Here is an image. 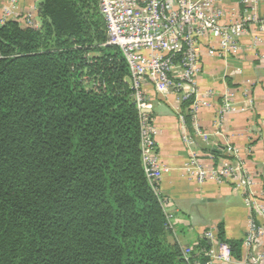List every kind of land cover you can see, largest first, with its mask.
Listing matches in <instances>:
<instances>
[{"label":"trees","instance_id":"obj_1","mask_svg":"<svg viewBox=\"0 0 264 264\" xmlns=\"http://www.w3.org/2000/svg\"><path fill=\"white\" fill-rule=\"evenodd\" d=\"M38 14V28L0 22V264L207 262L210 240L186 258L146 176L100 0H41ZM216 232L240 258L242 241Z\"/></svg>","mask_w":264,"mask_h":264},{"label":"crops","instance_id":"obj_2","mask_svg":"<svg viewBox=\"0 0 264 264\" xmlns=\"http://www.w3.org/2000/svg\"><path fill=\"white\" fill-rule=\"evenodd\" d=\"M35 3L23 0L21 8ZM217 5L223 24L241 23L239 34L201 37L194 84L181 82L183 69L176 64L174 75L181 83L174 92L161 94L151 82L145 86L164 167L160 193L182 248L196 246L206 230L221 227L226 239L242 241L241 257L232 255L229 264H264L254 262L264 255V218L245 202L243 190L229 181L200 185L187 169L193 155L216 167L234 147L253 179L255 199L264 203V0H219ZM253 229L257 236L249 246L245 239Z\"/></svg>","mask_w":264,"mask_h":264},{"label":"built area","instance_id":"obj_3","mask_svg":"<svg viewBox=\"0 0 264 264\" xmlns=\"http://www.w3.org/2000/svg\"><path fill=\"white\" fill-rule=\"evenodd\" d=\"M219 0H100V8L107 25L108 43L118 46L129 66L130 85L142 123L141 151L146 176L160 193V181L164 167L156 147V130L149 122L152 105L145 86L151 82L161 94L174 92L181 82L194 84L201 55L199 41L207 32L231 38L241 31V23L227 26L222 23L223 10ZM249 1V0H245ZM23 0H0V22L18 20L24 26L40 27L38 7L35 4L24 10ZM234 46V45H233ZM183 69L181 82L176 81L174 67ZM187 139H193L187 136ZM228 158L216 167H207L199 155L188 162V172L200 185L208 181L233 182L243 190L245 202L254 208L256 215L264 218V203H259L252 192L253 179L239 158L234 147L226 149ZM164 205V201L162 198ZM165 208V207H164ZM167 213V212H166ZM169 221L171 215L168 214ZM257 232L253 229L245 239L252 245ZM203 238L209 239L212 247L209 260L197 264L230 263L232 251L225 242H216L215 229L206 230ZM186 258L191 248H182ZM260 254L255 263H261Z\"/></svg>","mask_w":264,"mask_h":264},{"label":"rangeland","instance_id":"obj_4","mask_svg":"<svg viewBox=\"0 0 264 264\" xmlns=\"http://www.w3.org/2000/svg\"><path fill=\"white\" fill-rule=\"evenodd\" d=\"M40 2H41V0H40ZM185 249H187L188 247H184ZM221 264H223V263H221ZM224 264H229V263H224Z\"/></svg>","mask_w":264,"mask_h":264}]
</instances>
